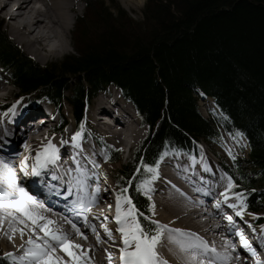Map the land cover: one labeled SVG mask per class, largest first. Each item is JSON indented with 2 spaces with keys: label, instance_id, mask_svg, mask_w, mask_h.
Wrapping results in <instances>:
<instances>
[{
  "label": "trees",
  "instance_id": "1",
  "mask_svg": "<svg viewBox=\"0 0 264 264\" xmlns=\"http://www.w3.org/2000/svg\"><path fill=\"white\" fill-rule=\"evenodd\" d=\"M84 2L101 25L97 38L89 41L85 32L76 44L72 38L75 52L44 67L0 22V68L19 93L49 99L60 111L67 101L81 128L98 90L109 84L122 88L149 131L114 177L146 216H152L153 202L135 188L151 176L142 168L136 172L142 161L159 163L171 151L196 154L223 133L242 134L247 159L234 158L222 168L244 208L262 212L257 220L264 223V0H146L140 21L123 9L114 13L104 0ZM85 17L77 19V28ZM73 79L77 83L71 85ZM200 93L217 107L209 118L200 111ZM67 124L62 117L58 131ZM108 150L109 161L120 160L119 150ZM0 264L11 263L0 257Z\"/></svg>",
  "mask_w": 264,
  "mask_h": 264
},
{
  "label": "bare ground",
  "instance_id": "2",
  "mask_svg": "<svg viewBox=\"0 0 264 264\" xmlns=\"http://www.w3.org/2000/svg\"><path fill=\"white\" fill-rule=\"evenodd\" d=\"M79 1L81 3V0ZM121 1H130L133 3L135 1L140 2L141 0ZM79 8L78 0H0V14L7 20L13 39H16L20 44L27 47L30 54L35 56L39 61H46L50 57H59L67 52L69 47L67 41L69 37L68 32L73 26L72 20H75L74 18L76 17ZM78 18L76 17V20ZM117 92L119 91L114 90V92L107 93L108 95H106V91L104 92V97L107 96V100L109 99L112 101L110 104L107 103L110 107H114L121 101V94L118 95ZM10 95H12L11 91H7L4 86L0 88V102L2 99L5 101ZM29 100L32 101L31 98H29ZM102 102L106 105V101L103 98L98 106L94 108L98 115L100 114L99 112H101V110L98 111V109ZM66 105L70 104L65 101V106ZM110 107H103V111H110L113 113ZM1 108H4V105L0 104V109ZM42 108L49 113V118L51 120L43 116H40V118L35 116L38 111L36 109H40L39 105L25 106L23 104L17 112L12 113H2L0 111V137H4L3 140H0V145H2L1 149L3 150L0 154L10 156L15 152H23L25 153L24 155H26L31 151L30 147H36L37 149L30 152L31 154L29 155V159L33 166L35 157H33L32 154L36 153L43 144L47 143L48 140H51L52 143L55 142L56 137L53 135L54 130L52 129L55 123L52 125V122L56 121L57 123L59 120H62V117L64 116L63 111H60L53 102L50 103L48 100L44 101ZM121 108L119 114L122 115L121 118L123 120H121V122L123 121L124 124L123 130L121 132L114 131L107 135L109 138L119 137L120 134L124 135L126 139L123 136H121V138L127 142L130 150L138 141L141 131L139 128L137 129L132 125V123H134L133 121L137 120V116L134 117V115H136L135 109H132L129 106H123ZM132 112H135V114ZM92 116L95 123V125L93 124L95 129L101 127L103 130L104 126H100L101 124H105L107 127H110L111 124H113L110 117H105L106 115H102L101 119L94 117V115ZM45 118L48 120H45ZM102 118H104L106 122H102ZM46 121L47 123L44 124ZM125 122L128 123L126 124ZM139 122L138 119V121H136L138 127L141 126V122ZM34 123H39V126L36 129L34 128ZM42 125L43 132L39 130L42 128ZM20 126L23 127L19 131L20 134L17 135V133L14 132H18L15 130H17V128L19 129ZM4 128L10 130L14 129V132L9 131L7 132V136H5V133H3ZM66 129L63 132H65ZM105 131H107V129ZM25 132L27 135L23 137ZM31 133L33 135H31ZM87 136L88 134L85 130L81 131L80 147H77L76 144L72 142L70 144L73 145L71 150L67 149V144L63 145L64 142L63 144L62 141L59 142L60 147L58 152L61 155L59 160L65 159L67 157L66 155H68V161L63 165L55 166L56 170L53 168V164L50 163L47 168H45V171L44 169L41 170L40 177L43 174L53 177L61 170L66 172V175L64 176H67L69 180V169L72 170L71 176L74 177L77 175V172L75 171L77 168V162L79 167L85 169L86 174L90 177V171L84 164V162L90 159L94 165H99V167H94L95 171L100 172L103 177L107 179L109 177V175H107L108 172L104 170L102 165L106 162L108 156L103 154L98 155L96 158L91 153V150V152L87 150H78L84 146L88 147L86 146L88 142L85 140ZM26 138H29V145H27V143L26 145H24L25 143H22ZM5 140H9L7 145H4L3 143ZM35 141H37V143H35ZM20 143L24 146L20 145ZM170 158L164 162L162 171L159 173L158 179H156L152 186L154 201L157 203L155 220H159L163 224H168L172 228H180L190 231L198 236L199 234L206 235L207 240L205 241L208 242L210 247H215L217 253H220L221 256L227 255L228 259L224 261L223 264H256L251 258L245 260L236 257L234 258L231 250L227 248L232 243L233 237L231 238V233L227 234V237L221 239H218V237L216 238V233L222 229L223 223L225 222V215L229 212L216 207L211 214L207 215L205 213L206 203L202 201V197L208 194L209 198L207 199V202H213L214 198L210 199V197L215 193H223L226 187L223 178L219 176L220 170L218 171L217 169L216 171L215 161L213 159H203V161L194 164V161L192 162L186 155H177ZM221 169L223 172L221 174L225 175L226 173L222 167ZM193 170H198L199 172ZM193 172H198L199 176L195 177V173L193 174ZM188 173H190L189 177H192V179L186 177V174ZM40 177L34 176L36 179H40ZM110 183L111 182H106L104 184L106 197L116 203V196L119 190L114 192ZM88 184L89 187L87 192L82 194L85 195L87 199H89L90 194H95L98 189V185H91L90 180H88ZM199 184L206 185L207 190H203L201 187L199 188ZM94 200L95 201L90 204L88 209L81 211L80 216L79 214H76L79 219H76L73 222L80 229V232L84 233L87 239H83L81 236L77 235L72 224L64 223L66 217L72 219L73 216L76 217V215L73 214L72 216L71 214L63 213L60 209L50 206L51 204L45 206V208L51 210L44 214L56 222L54 226L58 230L68 235L70 243L82 246V249L84 250L83 255L90 258V261L87 262V264H109V253L111 254V264H120V259L117 257V249L119 252V247L121 245H117V240L119 238L121 242V235L116 231L117 223L115 220L110 221V219H104L101 221V225L104 224L112 230V236L109 238L105 233L104 228L99 226L97 222L101 216H110L108 212L110 207L103 208V205H101L103 203H100L98 199ZM228 203L231 204L232 201H228ZM115 214H111V216H115ZM82 217H87V219L82 220ZM93 226L96 229L95 232L92 231ZM259 231L261 232V230ZM9 235H12V233L9 231L7 221H5L3 225H0V247L4 250L2 252L5 253L10 251V253L22 254L20 246L27 240V231L25 232L23 239L19 232L12 235L11 240L8 239ZM97 235H99V241L97 240ZM73 251L76 252L77 255H81V250L73 249ZM158 251L160 256L166 260L168 264H187L185 253L181 252L175 243L168 240L166 234L160 241ZM57 253L65 260L71 259L59 248L57 249ZM235 255L237 254L235 253ZM212 256H215V254L213 253ZM261 264H264V262L262 261Z\"/></svg>",
  "mask_w": 264,
  "mask_h": 264
},
{
  "label": "snow or ice",
  "instance_id": "3",
  "mask_svg": "<svg viewBox=\"0 0 264 264\" xmlns=\"http://www.w3.org/2000/svg\"><path fill=\"white\" fill-rule=\"evenodd\" d=\"M7 135V130H5ZM81 138V132L77 131L72 135V142L75 144ZM4 137H0L3 140ZM63 142V141H62ZM80 147L79 144H76ZM2 148V145H0ZM234 158V157H233ZM59 159L57 145L51 140L43 144L36 152L35 161L32 166V175L40 177L41 170L47 168L52 163L54 164ZM99 167V165H95ZM27 162L21 161V171H26ZM141 168L146 173H151V179L159 176L158 162L148 164L141 162V166L136 169L139 173ZM16 166L11 159H6L0 156V225L5 221L8 223L9 231L14 235L20 233L23 239L25 232L28 236L24 244L20 246L22 254L5 253V258L12 261V264H87L90 258L83 255L84 250L81 245L72 244L66 233L58 230L54 225L55 221L50 219L44 213L51 209L45 208V204L38 197L31 194L23 187L16 173ZM207 170V169H206ZM68 180V195H71V189L75 186L80 193H86L89 187V176L86 170L79 167L77 162L76 176H71ZM129 185L133 184V180L128 181ZM235 187L232 177H227L225 190L221 195L224 197L225 203L229 200V194L235 196L237 200L242 201L243 197L240 193H233L231 190ZM137 192H142L148 195L151 190L148 180H141L135 183ZM92 199H87L85 195H77L72 201L74 205H78L82 210L89 208L94 202V194ZM149 200L151 197L149 196ZM126 205V207H125ZM229 207L236 208V204H229ZM246 206V205H245ZM111 208V205H109ZM219 208L220 204L217 203ZM149 211L152 216L155 215L154 203L149 204ZM114 220L117 223L116 231L121 235V246L119 247L120 264H168L159 254L160 241L167 235V239L175 243L179 250L186 255L187 264H223L228 259L227 255L221 256L217 253L215 247H210L208 242L202 237L190 231L172 228L168 224H163L159 220H153L152 216H146L143 212L137 209L131 195L128 194V188L123 187L119 190L116 196ZM237 216L242 215V210L237 211ZM141 217L147 223L141 222ZM225 218L231 223L232 216L226 215ZM87 219V217H85ZM107 219V217H105ZM67 223L72 224L76 230V234L83 239H87L80 229L68 220ZM87 226V225H86ZM105 233L111 238L112 230L102 224ZM264 227V226H262ZM92 231L96 229L93 226ZM12 235L8 239H12ZM244 247H247L253 256H257L254 248H251L248 240L242 232H238ZM99 241V235H97ZM234 249V245H232ZM62 250L70 257V260H65L57 253V249ZM73 249L81 250V255H77ZM214 253L215 256L210 255ZM109 264H111V254L109 253ZM256 264H261L257 259Z\"/></svg>",
  "mask_w": 264,
  "mask_h": 264
},
{
  "label": "rangeland",
  "instance_id": "4",
  "mask_svg": "<svg viewBox=\"0 0 264 264\" xmlns=\"http://www.w3.org/2000/svg\"><path fill=\"white\" fill-rule=\"evenodd\" d=\"M104 1L106 2V5L108 7H110L111 10L114 13H116L119 9H123L134 20L140 21V20L143 19L142 10H143V7H144V4H145L146 0H141L140 2H136L135 1L133 3H131L130 1L122 2L121 0H104ZM78 6L80 8H79V10L77 12L76 17L77 18L80 17L79 19H81L83 16L85 17V15H86V17L80 22L78 28H77L78 23L76 24V21H77L76 17L74 18L75 19L74 21L72 20V25H73L72 28H73V30L71 28L72 31L70 30L68 32V36L69 37H68L67 41L69 43V47H68L67 52L65 54L59 56V57H50L46 61H39L35 56L30 54V52L28 51L27 47H25L22 44H20L16 39H13V37L11 35V32H10V28H9L8 22L3 16H1V14H0V22L2 23L3 28L8 33L10 39L14 43H16L18 45V47L26 55L30 56L40 66L44 67V66H47L49 64H52V63L60 61L64 56H66L68 54H73L75 52L73 45L76 44V40L82 41V39L84 38V34L85 33H86V35H88L87 39L89 41H94L97 38L98 33H99L100 29H101V25H100V23H98L95 15L92 13V11H91L92 9L90 10L86 6V3L84 2V0H81V3L78 0ZM84 13H85V15H83ZM79 19H78V21H79ZM72 38L75 40V44H74V41L72 43ZM76 83H77V81L74 80V79L71 81V85L76 84ZM3 86L7 89V91H11L12 95H10L9 98H6L5 101H3V99L1 100L0 104L4 105V108L0 109V111L2 113L17 112L19 110L20 106L24 104L25 106L39 105L40 109H36L38 111H37V115H35V116H37L39 118H40V116L42 117L45 114L44 113L45 110L42 108V104L44 103V101L49 100V99L36 98V97L34 98V97H32V95L26 96V95L20 94L19 90L12 84V79H11L10 75L8 76L5 73V71L0 69V88H2ZM65 86H67V84H65ZM65 89L66 88L63 89V92L65 91ZM114 90L119 91V92H117V94L118 95L121 94V99L124 100V101L118 102V104H116L114 106V108H116V109L118 108L120 110V109H122L121 107H123V106H129L130 108L134 109L133 104L131 102H129L130 99H127L125 97L123 89L120 88L119 86L115 85V84H109L105 88H102V89L98 90L97 93H96V96L91 99L92 100L91 104L87 107V110H86L85 124H83V126L81 128L77 127L74 115L72 113L71 106L70 105H66L62 109L63 114H64L63 117L65 118V120L68 123L67 127H66L67 128L66 131L65 132H61L60 131V133L56 132V129H57L58 126L61 125V121L62 120H59V122H57V123H56V121H54L53 123H55L56 126L54 127V129L53 128L52 129L55 132V134H53L56 137L55 143L59 144V142L63 141L64 142L63 145H66V144L72 142L71 138H72V135L76 132V129L79 130V131L85 130L86 133L88 134V140H86L88 142L86 144V146H88V147L84 146V147H81V149H78V150L79 151H83V150L90 151L91 150L92 152L91 151L90 152L96 158L98 157V155H103V154L108 156V158L110 156L109 151L104 146L99 145L98 142L96 141V138H98L99 141H102L105 144L107 143L108 145H111L114 148H118L119 152H120V160L117 161V162H111V161H109L107 159L106 162L102 165L104 170L108 172L107 175H109V177L107 179H104V182L105 183L106 182L107 183L111 182L110 183L112 185L111 187H113V190L115 191L116 189L120 190L123 187H120L117 184V182L114 181V179H113L114 175L116 174V172L119 169H121V167L124 164H126L127 162H129L133 158V155L139 149V146L141 145L143 140L146 138L147 133L149 131V128L147 126H145V125H142V124H141L140 127H138V124H136V121H138L139 117H138V114L136 113V115H134V116H137L136 117L137 120H134L133 121L134 123H132V125L135 128H137V129L139 128L140 129L141 135L139 136L138 141L135 143L134 147H132L130 149L131 151L129 153V156H127V157L125 155V152L123 151V148H121V147L119 148V146L114 144V142H112L107 137V135L105 134V130L108 127L105 126V124H103V125L101 124L100 125V126H104V129H105V130L103 129L104 131L101 129V127H98V129L94 128L95 127L94 126L95 123H94V120L92 119L91 111L92 110L93 111L96 110V109L94 110V108L97 107V105L102 101L103 98L106 101V105H105V103L102 102L103 104L102 103H101L102 105L100 104V107H99L98 111L99 110L103 111V107H105V106L110 107L109 104L112 101H110L109 99L107 100V96L104 97V92L106 91V95H108L107 93L114 92ZM93 91L94 90L90 91V93L93 92ZM29 98H31L32 101H30ZM50 101L51 100H49L48 102H50ZM107 103H109V104H107ZM110 108L114 109L113 107H110ZM199 108H200V111H201L202 115L204 117H206V118L210 117L211 110H217V107H216L215 103L213 102L212 98L209 99V100L207 98L203 99V98H201V95L199 97ZM133 114H135V112ZM139 121H140V119H139ZM102 122H104L103 119H102ZM22 127L23 126H20L19 129L17 128V130H15V131H18V132H14V129L10 130V129H5L4 128L3 129V133H5V130H7V132L11 131V132L17 133V135H18V134H20L19 131L21 130ZM41 127L42 128H40L39 130H41L43 132V125ZM4 135L7 136L6 134H4ZM26 135H27V133L25 132L23 137H25ZM31 135H33V134L31 133ZM36 137H37V135H36ZM80 139L81 138H79L78 141H76V143L79 144V145L81 144ZM25 142H27V138L22 143H25ZM35 143H37V141H35ZM20 145H22V144L20 143ZM126 145H127V142H126ZM128 150H129V148H128ZM248 153H249V145H248L247 139L242 134L236 132L234 134L223 133L222 137L219 138V140H216L215 142L202 143V145L197 148V153L196 154L194 153L192 155H189V154H187L185 152L184 153L183 152L179 153V152L171 151V152L166 154V157L169 159L170 155H172V156H174V155L175 156H177V155L180 156V155L187 154L191 158H194V157L197 158V159L191 160L192 162L194 161L193 162L194 164H196L197 162L203 161V159H213L215 161V163H216V171H217V169H218V171L220 170L219 171V176L223 178V180L225 182V186H226L227 177L228 176H227V173L225 171H224L226 173L225 175L221 174V173H223L221 171L222 170L221 169L222 164L223 163L231 164V163H233V159L234 158H236V159H247ZM110 168H111V175H110ZM158 168H159V165H158ZM45 170L46 169H44V171ZM193 171H198V170H193ZM150 175H151V173H150ZM188 176H190V173L186 174V177H188ZM155 181H156V178L155 179H151V177L148 180L149 187L151 189L149 191L148 195L151 197V200L154 203L155 209H156L157 203H156V201H154V196H153L154 192H153V187H152L153 184L155 183ZM231 200L233 201L232 203L237 205L236 208L238 210H240V211L242 210V214H243L244 218L247 219L248 222L253 223L254 221L257 220L258 217L261 216L262 212L261 213H253L251 211H246V210L244 211V203H243V201L237 200V198L235 196L231 197ZM231 200L229 199L228 201L231 202ZM155 219H156V214L153 216V220H155ZM262 229L264 231L263 227H261L260 230L262 231ZM2 251H4V250L1 249V247H0V257H4L5 260H7V261L12 263V261L10 259H8V258H5V255H4L5 253H9L10 251L5 252V253L2 252Z\"/></svg>",
  "mask_w": 264,
  "mask_h": 264
},
{
  "label": "water",
  "instance_id": "5",
  "mask_svg": "<svg viewBox=\"0 0 264 264\" xmlns=\"http://www.w3.org/2000/svg\"><path fill=\"white\" fill-rule=\"evenodd\" d=\"M200 95L202 96L203 99L207 98V96L202 94V93H200ZM207 99L209 100V99H211V97H208Z\"/></svg>",
  "mask_w": 264,
  "mask_h": 264
}]
</instances>
